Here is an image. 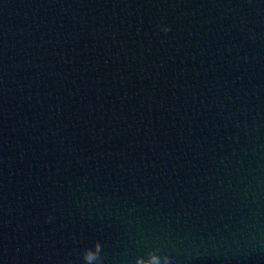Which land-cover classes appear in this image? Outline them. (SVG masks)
Returning <instances> with one entry per match:
<instances>
[{"label":"water","instance_id":"water-1","mask_svg":"<svg viewBox=\"0 0 264 264\" xmlns=\"http://www.w3.org/2000/svg\"><path fill=\"white\" fill-rule=\"evenodd\" d=\"M97 240L264 264V0H0V264Z\"/></svg>","mask_w":264,"mask_h":264},{"label":"clouds","instance_id":"clouds-1","mask_svg":"<svg viewBox=\"0 0 264 264\" xmlns=\"http://www.w3.org/2000/svg\"><path fill=\"white\" fill-rule=\"evenodd\" d=\"M162 30L164 32H168L170 31V27L165 25ZM48 219L51 220L52 217H48ZM153 251H157V250H153ZM101 252H102V245L98 240L94 243L93 247L85 248L82 253L85 264H103V257L101 255ZM164 256L167 259L168 264H170V257L166 254Z\"/></svg>","mask_w":264,"mask_h":264}]
</instances>
